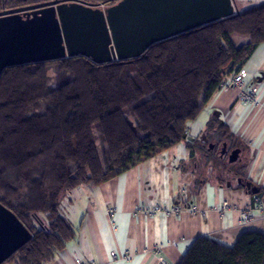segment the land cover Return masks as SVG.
I'll return each mask as SVG.
<instances>
[{
    "label": "trees",
    "instance_id": "trees-1",
    "mask_svg": "<svg viewBox=\"0 0 264 264\" xmlns=\"http://www.w3.org/2000/svg\"><path fill=\"white\" fill-rule=\"evenodd\" d=\"M46 1L0 0V11ZM263 43L261 2L235 5L232 17L155 43L129 61L73 57L4 69L0 204L31 235L4 264H53L76 237L67 218L74 190L96 189L180 143L194 157L189 124ZM219 128L231 147L205 152L226 170L227 158L216 155L239 143ZM179 264H264V234L245 233L230 249L198 238Z\"/></svg>",
    "mask_w": 264,
    "mask_h": 264
},
{
    "label": "crops",
    "instance_id": "crops-1",
    "mask_svg": "<svg viewBox=\"0 0 264 264\" xmlns=\"http://www.w3.org/2000/svg\"><path fill=\"white\" fill-rule=\"evenodd\" d=\"M233 1L242 9L264 2ZM242 69L245 91L255 89L256 103H241L231 87L216 92L188 126L189 142H198L194 157L180 143L96 189L74 190L73 204L81 211L70 222L76 237L53 264H74L78 257L96 264H179L198 238L230 249L245 233L264 234V43ZM221 125L239 143L236 160L226 170L207 160L205 152L231 147V139H222ZM235 150L216 156L228 161ZM238 168L256 195L238 187ZM178 203L181 211L174 217L142 212Z\"/></svg>",
    "mask_w": 264,
    "mask_h": 264
},
{
    "label": "water",
    "instance_id": "water-1",
    "mask_svg": "<svg viewBox=\"0 0 264 264\" xmlns=\"http://www.w3.org/2000/svg\"><path fill=\"white\" fill-rule=\"evenodd\" d=\"M86 1L101 0H49L0 11V75L6 68L63 58L84 57L95 64L129 61L155 43L235 13L233 0H118L104 8ZM238 153L233 151L228 162L234 163ZM237 183L248 195L258 193L248 182ZM30 238L0 204V264Z\"/></svg>",
    "mask_w": 264,
    "mask_h": 264
},
{
    "label": "built area",
    "instance_id": "built-area-1",
    "mask_svg": "<svg viewBox=\"0 0 264 264\" xmlns=\"http://www.w3.org/2000/svg\"><path fill=\"white\" fill-rule=\"evenodd\" d=\"M246 76V73L243 69H241L237 74L234 76L228 77L225 79L223 85L221 88H229L238 90L239 97L238 100L243 104H248L249 106H252L256 103L255 100V89H250V91H245V84H244V78ZM187 135V131H186ZM114 209H109V215L112 216L114 214ZM181 211L180 204H173L169 208H161L160 206H154L148 210L142 211L145 215H155V214H164L166 216H177ZM111 258L113 260H116V256L114 253L111 254ZM161 260V259H160ZM74 264H96V263H89L83 260L82 258L78 257L74 259Z\"/></svg>",
    "mask_w": 264,
    "mask_h": 264
},
{
    "label": "rangeland",
    "instance_id": "rangeland-1",
    "mask_svg": "<svg viewBox=\"0 0 264 264\" xmlns=\"http://www.w3.org/2000/svg\"><path fill=\"white\" fill-rule=\"evenodd\" d=\"M100 8H104L105 6L104 5H100L99 6ZM238 8L242 9L243 7H241V5H238ZM233 43L236 44V45H240L243 43V41H239V40H236V39H233ZM80 214H81V211H80V206L77 204H73V208L70 209L68 215H67V218L70 222L74 221L75 218H80Z\"/></svg>",
    "mask_w": 264,
    "mask_h": 264
},
{
    "label": "flooded vegetation",
    "instance_id": "flooded-vegetation-1",
    "mask_svg": "<svg viewBox=\"0 0 264 264\" xmlns=\"http://www.w3.org/2000/svg\"><path fill=\"white\" fill-rule=\"evenodd\" d=\"M110 0H101V1H86V4L89 5V6H92V7H96V6H100V4L103 3L104 6H110V5H113L114 3H116L118 0H116L113 4H110L109 2ZM34 5V4H33ZM27 6H30V5H22V6H19L17 8H22V7H27ZM28 12H25L23 14H27ZM229 158V156H228Z\"/></svg>",
    "mask_w": 264,
    "mask_h": 264
}]
</instances>
